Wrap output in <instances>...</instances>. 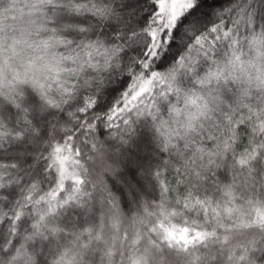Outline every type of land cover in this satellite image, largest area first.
<instances>
[{"label": "snow or ice", "instance_id": "1", "mask_svg": "<svg viewBox=\"0 0 264 264\" xmlns=\"http://www.w3.org/2000/svg\"><path fill=\"white\" fill-rule=\"evenodd\" d=\"M0 264H264V0H0Z\"/></svg>", "mask_w": 264, "mask_h": 264}]
</instances>
